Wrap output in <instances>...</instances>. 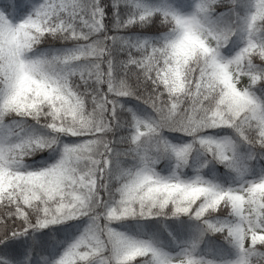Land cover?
Returning a JSON list of instances; mask_svg holds the SVG:
<instances>
[{
    "label": "snow or ice",
    "instance_id": "obj_1",
    "mask_svg": "<svg viewBox=\"0 0 264 264\" xmlns=\"http://www.w3.org/2000/svg\"><path fill=\"white\" fill-rule=\"evenodd\" d=\"M0 264H264V0H0Z\"/></svg>",
    "mask_w": 264,
    "mask_h": 264
}]
</instances>
